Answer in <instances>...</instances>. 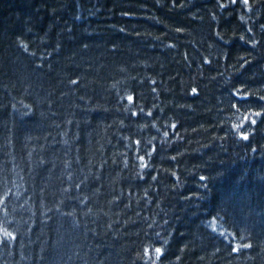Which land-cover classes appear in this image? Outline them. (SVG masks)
I'll list each match as a JSON object with an SVG mask.
<instances>
[{
	"label": "trees",
	"instance_id": "obj_1",
	"mask_svg": "<svg viewBox=\"0 0 264 264\" xmlns=\"http://www.w3.org/2000/svg\"><path fill=\"white\" fill-rule=\"evenodd\" d=\"M0 264H264V0H0Z\"/></svg>",
	"mask_w": 264,
	"mask_h": 264
},
{
	"label": "snow or ice",
	"instance_id": "obj_2",
	"mask_svg": "<svg viewBox=\"0 0 264 264\" xmlns=\"http://www.w3.org/2000/svg\"><path fill=\"white\" fill-rule=\"evenodd\" d=\"M244 3H247V0H244ZM128 100L131 101V100H132V97L129 96V97H128ZM254 122H255V121H253V123H254ZM243 138H244V139H247V136H245V137H243ZM142 166H146V165H142ZM156 252L159 253V252H160V249H156Z\"/></svg>",
	"mask_w": 264,
	"mask_h": 264
}]
</instances>
